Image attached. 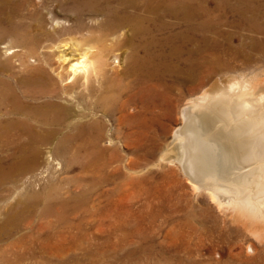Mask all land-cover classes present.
Segmentation results:
<instances>
[{
    "label": "bare ground",
    "instance_id": "6f19581e",
    "mask_svg": "<svg viewBox=\"0 0 264 264\" xmlns=\"http://www.w3.org/2000/svg\"><path fill=\"white\" fill-rule=\"evenodd\" d=\"M262 43L264 0H0V264H86L52 244L86 193L31 190L6 209L1 203L13 194L6 184L41 162L67 161L72 147L91 162L111 151L101 168L112 166L119 142L132 145V134L141 140L156 124L165 129L173 87L197 96L181 109L173 141L158 149L160 162L178 165L194 190L231 212L239 225L231 231L250 240V263L262 261L264 94L253 78L213 80L231 66L218 49Z\"/></svg>",
    "mask_w": 264,
    "mask_h": 264
},
{
    "label": "rangeland",
    "instance_id": "374dc122",
    "mask_svg": "<svg viewBox=\"0 0 264 264\" xmlns=\"http://www.w3.org/2000/svg\"><path fill=\"white\" fill-rule=\"evenodd\" d=\"M209 6L212 8L214 4L210 3ZM232 18L231 16L230 19ZM220 40L223 42V38ZM240 42L238 38H234V44ZM263 50L264 43L257 46L248 44L244 51L222 52L218 49L220 59L231 66L229 69L219 70L213 80L225 82L228 78H253V82L257 81L261 85V88L257 86L256 93L260 91L259 95L264 94ZM171 96L174 109L164 118L165 129L156 124L154 131L141 140L132 134L131 139L135 146L119 142L112 166L101 168L108 163L111 151L100 161L91 162L89 152L72 147L68 150L70 152L67 161H55L49 165L41 162L34 171H28L21 182H8L6 193L12 191L13 194L1 204L8 209L21 198L22 193L29 195L31 190L40 195H51L52 191L53 194L59 191L68 195L69 190L75 195L86 193L87 196L84 195L80 204L74 206L72 212L69 211V227V223L63 225L60 229L63 228L64 233L61 231L58 234L60 237L57 235L52 243L54 248L59 247L55 250L59 251L61 248V253L69 246L72 252L69 251L67 255L72 257L75 252L74 256L86 257V264L90 263L89 258L94 254L96 261H91V264H156V261L163 263L166 259L172 260L174 264L175 261H181V264H230L231 256L238 252H242L243 256H240V263L236 264H251V259L247 256L253 257L255 254L247 250L250 240L244 233L231 231L232 228L239 227L229 217L231 212L226 211L227 214H224L226 212L210 199L206 191L194 190L178 165L160 162L158 149L173 141L175 130L183 124L181 109L197 95L191 96L188 91L182 92L178 87H173ZM151 139L155 144L149 148ZM102 175L106 179L101 183L96 181ZM3 219L4 214H1L0 223ZM24 231H14L12 239L4 240H17ZM25 240V244L31 242L29 239ZM185 246L190 249L187 251ZM198 247L202 248L199 256L196 255ZM260 255L264 257V252ZM195 258L197 262L194 261ZM243 259L245 262H242ZM73 261L68 263L75 264ZM262 261L264 263V259Z\"/></svg>",
    "mask_w": 264,
    "mask_h": 264
}]
</instances>
